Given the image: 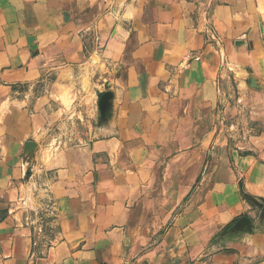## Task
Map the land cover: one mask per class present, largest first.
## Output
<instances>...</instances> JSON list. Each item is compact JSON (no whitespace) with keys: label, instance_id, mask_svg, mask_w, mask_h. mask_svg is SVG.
Here are the masks:
<instances>
[{"label":"crops","instance_id":"0c3cea01","mask_svg":"<svg viewBox=\"0 0 264 264\" xmlns=\"http://www.w3.org/2000/svg\"><path fill=\"white\" fill-rule=\"evenodd\" d=\"M0 264H264V0H0Z\"/></svg>","mask_w":264,"mask_h":264},{"label":"water","instance_id":"95a60500","mask_svg":"<svg viewBox=\"0 0 264 264\" xmlns=\"http://www.w3.org/2000/svg\"><path fill=\"white\" fill-rule=\"evenodd\" d=\"M110 97L111 93L109 91H105L101 94L99 98V109H100V117L101 119H106L109 114L110 109ZM244 224H248V220L246 217H241L238 221H236L233 226L231 227V230H235L243 226Z\"/></svg>","mask_w":264,"mask_h":264}]
</instances>
